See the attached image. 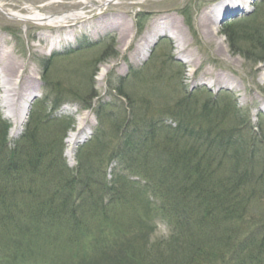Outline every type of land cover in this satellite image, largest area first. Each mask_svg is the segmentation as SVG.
Here are the masks:
<instances>
[{
	"label": "trees",
	"instance_id": "trees-1",
	"mask_svg": "<svg viewBox=\"0 0 264 264\" xmlns=\"http://www.w3.org/2000/svg\"><path fill=\"white\" fill-rule=\"evenodd\" d=\"M263 6L256 2L246 19L223 30L231 48L255 63L264 62V25L257 22ZM105 38L97 44L104 45ZM115 47L116 36L100 59L118 55ZM258 48L262 55L255 58L247 51ZM55 57L44 60L49 96L36 99L16 141H9L11 124L0 112V264H10L6 252L50 245L58 230L68 231L69 246L79 247L73 254L78 264H264V206H256L264 200V166L257 164L263 160L257 158L258 144L245 137L248 115L235 102L231 106L227 99L220 111L211 100L199 107L185 95L171 109L178 120L172 126L150 114L152 102L138 109L120 89L119 96L129 101L116 102L118 108L110 112L100 104L96 111L100 124L111 121L112 141L96 131L94 141L78 150V167L70 168L64 154L50 152L54 143L46 132L48 122L59 123L65 134L76 123L70 114L52 117L51 109L67 97L48 78ZM84 101L86 109L93 106ZM228 107L237 113L238 125L228 123ZM104 152L110 153L108 161ZM113 159L117 164L109 179ZM129 216L133 221H123L110 235L95 231L84 246L76 243L75 230L89 228L86 218ZM150 221L166 223L169 238L151 242ZM87 245L94 252L81 250Z\"/></svg>",
	"mask_w": 264,
	"mask_h": 264
},
{
	"label": "rangeland",
	"instance_id": "rangeland-1",
	"mask_svg": "<svg viewBox=\"0 0 264 264\" xmlns=\"http://www.w3.org/2000/svg\"><path fill=\"white\" fill-rule=\"evenodd\" d=\"M2 1L8 9H22L24 12L27 11L23 8L25 4L33 5L41 13L48 15L75 10L85 12L83 18L69 19L64 25L40 26L33 22L10 18L0 10V36L4 37L2 39L4 48L22 66V72L19 74L21 77L17 79L23 82L25 76H33L28 88L33 93H37L36 99L44 101L49 96L44 89L41 75L47 68L44 60L56 55L54 62L48 64L50 67L48 78L56 87L66 92L67 97H64L63 106L57 110L51 109L52 117L60 118L70 114L75 118L76 123L65 134L59 123L48 122L46 132L51 134L49 139H53L54 143L50 152L56 157H60L61 153L64 154L69 166L79 165L78 150L94 141L92 137L96 131H99V136L104 140L112 141L114 128L111 126V121L107 119L100 124L96 111L100 104L110 112L111 107H113L111 110L118 108L116 102L124 100L126 103L128 99L119 96L120 89L131 98L130 102L135 101L138 109L147 108V104L152 102L150 114L162 116L166 123L172 126H176L178 120L172 115L171 109L176 102H181L185 95L192 96L191 100L199 107L207 100H211L220 111L227 108L224 104L230 99L231 106L235 102L238 109L248 115L243 118V121L248 122V126L242 128L246 130L245 137H250V142L254 141L258 144L257 158L260 157L263 161L257 164H261L260 167L264 166V80L262 79L264 62L255 63V59L246 58L243 52L234 51L230 46L229 38L223 33L224 26L228 22L246 19L256 10L253 3H261L264 0H252L250 9L226 12L227 15L224 17H219L220 5L224 0H120L100 9L91 2H85L86 0ZM262 8L264 9V6ZM204 10L212 11L215 17L210 27L220 28L214 38L210 36L211 28H206L203 23ZM258 15L257 22L264 25V12ZM174 18L179 20L186 32L189 40L186 48L182 47L184 40H181L177 29L169 28ZM190 20L191 26L188 24ZM152 24L174 30V36L169 33L159 35L151 48L150 55L143 58L140 56V49L143 47L142 36ZM114 36H116L115 50L118 55H111L105 60L100 59L101 52L112 43ZM102 37H106L104 45L97 44ZM220 39H224L221 44L218 42ZM90 41L93 45L87 47ZM79 43L82 45H78ZM247 45L241 44L243 48H247ZM247 51L254 58L262 55L259 48ZM207 69L213 73L221 72L228 75L232 83L239 84V87L232 89V87L210 85L208 81H201ZM73 89L79 92L76 97L71 94ZM92 94L97 96L92 99ZM87 98L88 103L93 104L90 109L85 108L87 103L84 100ZM15 99L16 96L13 98L14 104L12 105L13 101H11L10 105L0 88V112L4 119L12 123V127L15 123L10 116L13 115L12 110L17 107ZM85 112L89 113L88 122H95L91 134L86 141L76 147L74 155H68L70 146L67 139L72 132L77 131L78 117ZM225 112L228 123L239 124L237 113H234L232 108ZM12 127L8 133L13 141L17 135L15 137L11 133ZM41 137L43 138L44 134ZM61 149L63 152H60ZM109 155V152H104V161H108ZM114 164L116 165L117 162L114 161ZM256 206L260 209L264 206V200L259 201ZM132 219V216L126 219L105 217L99 220L88 217L84 222L89 228L79 227L73 235L78 237L76 243L83 245L82 242L87 240L85 238L87 236L92 238L95 231L106 237L111 234L113 228L119 225L121 228L123 226L121 224L132 222ZM149 228L151 242H163L170 236L169 227L164 222L150 221ZM67 229L72 232L70 228ZM55 232L58 238L50 245L42 242L38 243V249L35 246L32 250L26 248L29 251L22 253L21 250L6 252L4 261L10 264H75L77 261L78 264L80 259L75 260L73 254L79 247L69 246L71 240V237H67L69 232L65 230ZM83 246L81 250L94 252L92 249L94 247Z\"/></svg>",
	"mask_w": 264,
	"mask_h": 264
},
{
	"label": "bare ground",
	"instance_id": "bare-ground-1",
	"mask_svg": "<svg viewBox=\"0 0 264 264\" xmlns=\"http://www.w3.org/2000/svg\"><path fill=\"white\" fill-rule=\"evenodd\" d=\"M120 0H86L85 2H91L97 8H106L107 5L111 3H117ZM220 1V0H217ZM96 2V3H95ZM252 0H224V2L220 5V15L219 17H224L227 13H233L236 10H248L251 8L250 3ZM26 12L16 9H8L5 3L0 0V10L4 12L5 15L9 16L10 18L18 19L20 21L36 23L37 25H64L67 23L69 19H78L83 18L85 16V12L82 10H75L66 12L64 14H53L48 15L45 13H41L37 10L33 5L25 4L23 6ZM227 12V13H226ZM203 23L206 28H211V24L214 23L215 17L213 16L212 11L204 10L203 15ZM175 19V18H174ZM177 29L181 40H184L182 47H187L189 40H187L186 32L181 26L178 19H175L172 22L171 27ZM168 27H164L162 25L157 26L152 24L149 28H147L146 32L142 36V45L140 49V56L143 58L148 57L151 53V48L156 42V39L162 33H169V35L174 36V30L169 29ZM210 36L214 38L216 33L220 31V28L212 26L210 29ZM4 37L0 36V80H1V91L4 93V98L8 103L11 105V101H13L14 96H16L15 101L17 102V107L12 110L13 115L10 118L15 123L11 133L13 135H18L23 130L26 120L29 114L30 106L33 102V98L36 97V94L33 91H30L28 88L30 81H32L33 76L27 75L24 77V81H20L17 79L21 77V68L22 66L18 62V60L11 56V54L4 48L2 43V39ZM219 44L224 42V39L218 40ZM264 80V77L262 78ZM203 82L210 83V85H222L226 87H232V89L238 88L239 84H233L231 78L228 75H225L221 72L213 73L211 70H206L205 77L202 78ZM28 89V90H27ZM14 104V101L12 105ZM15 111V112H14ZM89 113L85 112L84 115H79L78 117V124H77V131L72 132L67 139L70 149L67 151L68 155H74L76 147L81 144V142L85 141L91 134L92 126L95 122H88Z\"/></svg>",
	"mask_w": 264,
	"mask_h": 264
}]
</instances>
